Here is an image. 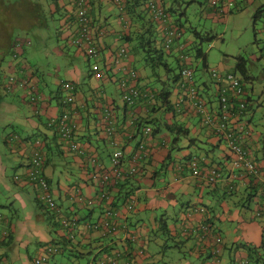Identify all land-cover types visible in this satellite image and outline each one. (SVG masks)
Listing matches in <instances>:
<instances>
[{
    "label": "crops",
    "instance_id": "crops-1",
    "mask_svg": "<svg viewBox=\"0 0 264 264\" xmlns=\"http://www.w3.org/2000/svg\"><path fill=\"white\" fill-rule=\"evenodd\" d=\"M124 3V16H120L110 0H91L89 4L92 30L102 32L100 40L103 49L99 59L108 72L107 78L100 80L90 77L88 71L82 69L79 64V60L83 58L82 54L75 47L70 48L65 41L69 30H64L60 36L55 31L53 34L55 46L46 50V54L49 50L64 62L56 65L58 77L56 79L51 77L52 84L57 88L56 91L47 92L45 84L39 77L38 64L31 65L25 57H21L28 62L22 64L29 65V70L20 71L17 77L23 79L25 75H30L31 86L35 88L39 98L32 107L26 102L29 96L28 92H24L26 89L20 90L19 86L12 84L13 96L18 101H5L0 89V152L1 147L2 150L5 149L4 152L12 151L9 155L17 160L13 175L23 176L29 164L26 149L33 142V153L41 151L44 160L46 159L44 169L46 172L49 166L55 167L51 164L50 156L56 155L61 160H67L66 165L70 164L63 170V174H67L69 171L67 168L71 165L77 166L79 180H86L81 166L82 157L70 153L55 130L47 126L52 117L60 114L59 101L64 95L60 84L68 82L73 87L74 118L78 126L77 140L88 153L95 155L101 166L109 167L110 155L119 148L124 153V166L128 167V160L141 141L145 142L146 156L140 164V174L120 183L111 191L115 203L120 202L128 191H135L134 211L129 213L124 221L127 229L133 231L132 235L135 239L128 240L122 229L111 235H103L102 231L88 232L81 228V232L78 229V235L72 241V245L67 246V250L58 256L63 257L65 254L76 256V253L78 255L91 253L94 249L96 254H106V256L112 251L120 252L123 258L118 264L131 260L134 261L132 264H241L248 261L247 248H254L259 253L258 264H264V218L256 219L253 214L259 208L257 206L259 196L248 195V190L254 184H250L247 178L240 176L238 171H232L230 161L233 157L228 153L223 140L215 135L213 128L203 124L192 104L186 100L178 111H174L175 114L172 110H165L157 102L154 104L155 107L149 106L145 100L137 102L132 108L124 106L116 83L122 74L113 71L111 58L120 47L125 46L129 52L131 68L135 70L136 52H134L133 40L142 33V23L152 19L147 7L148 18L143 15L139 7L140 1L124 0ZM158 4L164 10L170 7L165 0H158ZM56 5L62 11L70 12L72 8L74 9L73 0H53L49 5L51 12H55ZM225 9L227 12L228 8ZM213 12L218 11H214L213 8ZM171 17L167 13V17L158 20L157 23L151 21L156 23L158 29L156 32L163 39L165 29L177 23ZM74 29L73 23L71 31ZM34 37L37 39V36ZM179 40L174 44L177 51L175 56L179 57L181 53L186 55L187 63L190 64L196 49L194 46L192 56L187 48L193 46V40L184 43H179ZM157 45L161 46V40ZM172 50L171 48L166 53L172 56ZM17 63V59L13 60L10 56L6 58L1 69L2 81H5V75H11L12 69H16ZM223 67L222 70L217 69L222 73L230 72ZM136 72L139 76V86H148L147 75L142 76L139 71ZM59 74L63 75V78L59 79ZM177 82L171 88L170 104L173 107L179 94ZM193 84L210 113L217 112L216 88L212 90L213 96L206 93L204 99L199 93L194 77ZM201 84V89L209 90L208 84ZM108 87H111V91H107ZM251 92L252 90L248 92L245 87L248 98ZM106 108L112 112L115 130L113 138L116 146L110 144L109 138L103 131V113ZM250 117V112L247 111L240 118L241 125L250 129L245 145L254 154L258 165L262 166L264 139L261 138H264V135L256 132ZM155 119L158 120L160 129L157 133L154 132ZM130 121L134 124L130 125ZM145 126L152 129L150 135H142ZM178 127L184 132L180 133ZM11 132L15 133V138L8 144L5 139ZM181 136L185 137L184 142L180 141ZM98 144L102 145L100 149ZM203 146L208 149H203ZM173 151L176 152V156L172 155ZM10 156L7 158L3 152L0 153V189L4 187L3 192L7 195L5 201H0V230L6 228L10 230V237L0 244V264H28L31 260L28 254L30 248L33 247L35 254L33 256L36 257L44 246L59 242L62 233L60 228H50L42 215L43 211H37L36 198L33 195L35 190L30 189L31 187L24 181H14L13 175L7 172L11 163ZM193 159L198 161L201 169L198 177L192 176L189 168V162ZM214 167L220 169L223 178L215 185H208L204 177ZM43 172L49 179L51 196L56 198L60 208L58 210L60 212L54 213L57 220L72 215L79 218V210L85 207L69 203L68 194L71 193V187L59 183L58 176L57 183L54 184L50 173ZM231 173L235 176L228 179ZM230 183L236 185L231 192L228 191ZM82 186V191L87 197L94 195L95 189L91 185L84 182ZM178 192L179 198H177ZM10 197L14 201L8 204ZM16 200L19 202L17 207H15ZM201 209L204 212H200ZM102 211L103 207L98 203L87 209L88 215L97 219ZM156 211L158 215L154 213ZM145 212H149L150 215L145 219L140 218V214ZM162 221L166 222L167 232H162L160 229ZM208 225H212V228L204 231L203 228ZM110 236H112L111 243L104 244L105 241L110 240ZM139 250L143 253L138 254ZM171 250L178 255L177 259H174ZM22 251L24 254H21ZM60 259L61 263L55 256L51 264H63L62 258Z\"/></svg>",
    "mask_w": 264,
    "mask_h": 264
},
{
    "label": "built area",
    "instance_id": "built-area-1",
    "mask_svg": "<svg viewBox=\"0 0 264 264\" xmlns=\"http://www.w3.org/2000/svg\"><path fill=\"white\" fill-rule=\"evenodd\" d=\"M113 5L118 10L121 16L125 15V4L123 0H111ZM218 0H213L214 7L219 13L226 12L225 7L232 3L233 0H223V4H217ZM75 23L77 33L72 38L71 45H73L79 53L89 59H93L94 62L90 66V70L95 78L102 80L108 73L104 64L99 62V57L103 49L101 43V33L96 36L91 27V18L89 17V5L88 0H75ZM151 15L158 20L164 19L167 15L163 14V9L159 6L158 0H149L147 4ZM181 35L176 27H167L165 29V35L163 39V46L168 50L173 44L174 40L180 39ZM264 57V48L262 50ZM179 59L185 62L179 70V79L177 82V100L174 104L176 109H179L182 104L188 100L196 113L201 117L205 126L213 128L215 135L223 140L228 153L233 157L231 158L232 171H238L239 175L250 179H254L257 183V179L260 178L261 173L258 170V166L255 163L254 154L247 149L245 145L246 139L249 138L250 129L241 125L240 118L246 111L245 104V92L244 85L240 82L239 78L231 73H222L219 70L213 68L210 74L215 77L216 84L218 85L219 92V107L217 112L211 114L208 110L205 102L198 96L196 86L193 84V69L189 67L187 63V56L181 54ZM111 64L113 65V71L120 72L122 75L118 78V88L121 91V99L127 106H133L139 100L144 98L150 99V90L141 91L139 87V76L135 70L131 68V60L129 52L125 46L120 47L115 55L111 58ZM182 63V64H183ZM112 71V72H113ZM11 83L16 82V78L10 77ZM60 88L64 91V95L60 101V114L52 117L47 126L55 130L59 139L66 144L67 149L74 155H83L88 153L78 142L77 123L74 118V95H72L73 87L70 83L64 82L60 85ZM226 91H230L235 96H240L241 101L238 102L236 108H232L227 103ZM33 103L36 102L37 95H35V88H33ZM103 131L105 136L109 138L111 145L116 146L114 141V126L113 116L109 108L104 110L103 116ZM134 122L130 121V125ZM152 129L149 126H145L142 129V135H150ZM145 142L141 141L137 144L136 151L129 158V166L125 167L124 153L121 149L117 148L110 155L109 167H103L98 162V159L93 153H89V159H91L92 165L90 168L84 169L85 177L89 180L90 185L95 189L94 195L87 197L81 193L80 188L76 185L71 187V194L74 200L79 203H86L88 205L100 204L103 207L102 214L97 221L86 222L82 224L83 229H92L93 231L103 232V235H111L119 230H123L126 233L127 239L133 241L134 235L127 229L125 220L129 213H132L136 204V195L124 194L122 203L118 206L115 203V198L111 196V191L117 186L138 176L141 172L140 164L146 155ZM30 170L26 174V178L19 179L33 184V188L36 192V199L46 207L48 210H54L56 208L55 201L50 194V188L48 183L41 177L43 170L44 158L41 152L36 151L31 155ZM191 174L194 177L200 176L201 169L198 166V161L193 159L189 163ZM233 172V173H234ZM231 173L228 176L234 177L235 174ZM205 181L208 185H215V183L223 178V174L218 168L210 169L205 175ZM230 181V180H229ZM231 189H235L236 185L230 183ZM258 204L261 210H255L253 212L255 218H261L264 215V192H259ZM119 208H118V207ZM204 212L203 209L199 210ZM121 219L122 223L117 221ZM76 222V221H75ZM70 223L73 228L76 223ZM62 225H69L66 220H62ZM212 228L211 225L205 226L204 231H209ZM59 247L56 245L44 246L39 255L35 258L34 264H47L48 259L52 254H56ZM143 251L139 250L138 254H142ZM122 255L118 251H112L109 256L103 255L97 264H118L121 261ZM131 260L124 262V264H132ZM241 264H246L242 262Z\"/></svg>",
    "mask_w": 264,
    "mask_h": 264
},
{
    "label": "rangeland",
    "instance_id": "rangeland-1",
    "mask_svg": "<svg viewBox=\"0 0 264 264\" xmlns=\"http://www.w3.org/2000/svg\"><path fill=\"white\" fill-rule=\"evenodd\" d=\"M3 1L5 2L6 7L9 6L11 7L10 10L12 12L9 17L15 22V24H18L26 20V18L29 16V13L23 12L25 10L24 7L26 5L25 0H3ZM139 1L141 2L139 7L140 9H142L143 15L146 18H148V13L146 12V5H145L147 0H139ZM190 1L191 0H178L177 2L172 3V0H165V3L166 4L169 3V5L172 4L173 12L169 13L172 16L171 19L174 21H178V23H176L178 28H180L181 25L183 27V34L179 40V43L182 42L184 43V41L189 42V40H193L192 42L193 46L187 48L188 50H190L191 55L192 56L194 55L193 47L195 46V49H200L201 52L206 57V65H207L206 70L202 68L201 58H195L193 56L190 59L191 60L190 64H188L189 67L193 69V77L194 80L196 81L197 86L199 87L200 95H203L204 99H206V95H205L206 93L212 95V90L215 87L214 84H212L211 81L212 79L209 71L212 70L213 68L215 69L218 68L222 70V66H224L223 68H226V70L230 72H235L234 74H236V76L239 77L241 82L244 83L246 90L248 92L252 90V92L248 95L251 101L248 104L251 110L249 111L251 115L250 119L252 121L254 128L256 129V132L258 131L259 133L264 135V57L262 55V50L264 48V15H262L261 18L257 20L255 23H253L252 20L256 10L259 7L264 6V0H249L250 2H247V0H233L232 3L228 6V11L225 13L213 12L212 7L211 9H209L212 0H194L191 3ZM21 11L23 13H21ZM46 14L47 12L45 11L42 17L41 15L40 17H38V20H40L39 18H43L44 20L46 19V24L43 25V27L33 28L34 31L33 35H36L37 39H35V37L34 38L31 37L32 38L31 41L26 45L27 51L25 50L22 56L25 57V59L29 63H31V65L38 64L39 77L45 84L46 91L49 92L50 90L51 91L57 90L55 85L52 84L53 80H51V77L53 79H56L58 77L57 76L58 69H56V65L58 64L61 65L64 62L61 61V59L55 57L53 53L49 50L47 53L48 55L46 54L47 49H50L55 46L56 41L53 34L55 32V28L57 27L56 23L58 21L56 15H54L53 19H51ZM155 22L157 23V21ZM156 23L153 24L152 30L151 31L149 30V37L150 36L156 37L157 42L161 40V47H162L163 38L162 36L160 37V35L156 32L158 30ZM144 26L145 24L143 25V28H145ZM192 30L200 32L203 35L213 34L215 35V38L210 43L196 41L193 38ZM144 38L147 39V37ZM174 44L175 42L171 45V48L173 49L171 51L172 56L168 55L167 60L170 63L171 69H173V74H178L179 70L176 66V63L174 62V56L177 53L176 45L174 46ZM134 52H136L134 69L136 71H139L142 76L147 75L146 78L148 81L147 84L150 89L153 90L160 89L162 85L158 80L157 76L152 75L151 69L145 65V60L143 58L145 53H143V51H141L140 49H136ZM237 56H240L245 61L246 71L248 73V77L250 78L248 81L243 79L240 73L237 70H235V64H236L235 57ZM85 58L86 57L81 58L79 60V64L81 65L83 70H85L86 72L88 71L89 76L91 77L92 73L89 71V68L91 64L94 62V60L89 58L85 59ZM100 60L101 59H99V62ZM157 73L161 78V80H164L166 78L165 75L166 72L163 67L157 69ZM61 78H63V75L59 74V79ZM203 82L209 85L210 87L209 90L205 91L201 89L202 88L201 83ZM18 88L21 90V87ZM110 88L111 87H108L107 91L109 90L111 91ZM25 89L26 90L24 92L25 93L28 92V88ZM61 94L63 95V93ZM3 97L5 101H13V100L18 101L17 98H14L13 93L7 92L3 95ZM180 141L184 142L185 137L181 136ZM30 145L31 146H29L26 149L29 157H31L32 155L31 153H33V146H34L33 142H31ZM98 145L100 146L99 147L100 149L102 145L101 144ZM203 149L207 150L208 147L203 146ZM4 151L5 149L2 150L1 147L0 153L3 152L5 154V157L8 158L10 156L9 154H11L12 151L9 150H7V152ZM172 155L176 156V152L173 151ZM50 158L52 162L51 164L55 165V167L53 168L49 166L46 172V170H44L45 169V165H44L43 171H45V173H50V175L53 177L54 184L57 183V176H58L59 183H63L65 186H70V187L76 185L78 188H80L81 193L84 196H86L82 191L83 188L82 183L86 182L89 185L90 183L89 180H87V178L85 181L83 179L79 180L78 167L77 166L73 167L71 165L69 168H67V170H69L67 174H63V170L66 169V166L70 165V164L66 165L68 161L61 160V158H58L56 155H53V157L50 156ZM10 159H11V163L8 165L7 172H9V174H11L12 176L17 166V160L14 159L13 157H11ZM88 164L90 168V165H92L91 159L88 160ZM62 174L63 176H61ZM166 179H168V177ZM3 188L4 187L0 189V194L2 193L0 196L1 202L5 201V198L7 196L5 195V192H3ZM30 189H32V187ZM132 193H135V191L127 192V194H132ZM6 194H8V192ZM33 195L35 197L34 193ZM179 195L180 193L178 192L177 198H179ZM53 199L57 204L56 202L57 200L56 198H54V196ZM122 200H120V202L116 204L120 205L122 203ZM11 201H14V199L10 197L8 200V204ZM69 203L73 204V201L69 200ZM17 204H19V202L16 200L15 207H17ZM79 204L85 207L79 210V215H80L79 218L84 219L82 220V222L83 221L93 222L94 220L97 221V218L90 217L87 213V209L90 208L91 205H88L86 203H79ZM154 213L157 215L159 214L158 211ZM149 215H150L149 212L141 213L140 218L145 219ZM117 222L122 223V220L119 219ZM167 223L169 224V222ZM129 231L131 232V234L133 233L131 229ZM111 238L112 236H110V240L108 239V241H105L104 244L111 243ZM91 251H92L91 253L87 252L86 254H81V255H78L76 253V256L65 254L63 257H61L56 255V258L60 263H61L60 258H62L63 264H97L98 260L104 254L98 255L96 254V251L94 249H92ZM172 253L174 259H177L178 255L174 251H172ZM21 254H24V251H22ZM28 254H29V258L31 259L28 261V264H34L33 262L32 263L30 262L35 258V256H33L35 255L33 252V247L29 249ZM47 264H51V263H47Z\"/></svg>",
    "mask_w": 264,
    "mask_h": 264
},
{
    "label": "trees",
    "instance_id": "trees-1",
    "mask_svg": "<svg viewBox=\"0 0 264 264\" xmlns=\"http://www.w3.org/2000/svg\"><path fill=\"white\" fill-rule=\"evenodd\" d=\"M90 1L91 0H88V5L90 4ZM148 1L149 0H147V2H146V7L148 4ZM172 1L177 2L178 0H172ZM193 1L194 0H191L190 3ZM212 1L210 4L211 7L214 8V10L218 11L214 7V4L212 3ZM25 2H26V5L24 7L25 10L23 12L29 13V16L26 18V20H24L18 24H15V22L12 19H10V17H9L11 12H12L10 10L11 7L10 6L6 7L5 2L3 0H0V89L2 90V93L4 95L7 92L8 93L13 92V89L11 88L12 84L17 85V86L24 88V89L28 88V95L29 96L27 95L28 98H26L27 99L26 102L30 103V105L33 107V95L34 94L32 92L33 87L31 86L32 84L30 81V75H28V74L25 75L23 79H19L17 77V75L19 74L20 71L23 72L24 70H26V71L29 70V65L23 66V64H22V63H25L26 60L21 59V57H23L22 55L25 52L24 51L25 47L31 41V39H32L31 37L34 38V36H36V35H33V32H34L33 28L34 27H36V28L43 27V25L46 24V19L44 20L43 18H39L41 21L38 20V17H40V15L42 17L43 14L45 13V11L47 12L46 15H48L49 18L53 19L54 15H56V17L58 18V21L56 23L57 27L55 28V31L58 33V36H60L64 32V30L70 31L67 38H66L67 40H65V41L70 48L74 47L73 45H71V41H72V38L77 33V29L75 27V29L71 31V27H72L73 23L76 26L75 17H74L76 3H75V0H73L74 9L72 8V10L70 12L62 11V9L58 8L57 5H56L55 12L54 11L51 12L49 9V5L51 4V2H53V0H33V1L32 0H25ZM110 2L112 3L111 0H110ZM217 4L218 5L223 4L222 0H218ZM23 12L21 11V13H23ZM170 12H173L172 5H170V7H168V9H165V10L163 9V14H165V15H167V13H170ZM32 15H33L34 19L32 18ZM262 15H264V6L259 7L256 10V12L253 16V19H252L253 23H255L257 20H259ZM151 17H152L151 20L149 19L148 22L143 23V25L145 24V26H144L145 28L142 29V33L139 36H137V38H135L134 40L132 39V40H133V42H135L134 50L140 49L141 51H143V53H145V55L143 56V58L145 60V65L151 69L152 75L157 76V78L160 81L162 86L160 87V89H155V90L150 89L149 86H139L141 91L150 90V92H152L150 99L146 100L144 98L143 100H139V101L142 102L145 100L149 106H154V107H155L154 104H156V102H157L160 104V106L164 107L165 110H169V111L172 110L173 114H175L174 111H178V109H176L175 106L173 107V105L171 106L170 96H171V88L174 87V84L179 79V73L173 74V69H171L170 63L167 60L168 53H166V52L170 51L171 47L168 50H166L163 46L161 47V46L157 45V38L156 37H153V36L149 37V30L150 31L152 30L153 24H154L151 21H154V22L157 21L158 22V19H155L153 16H151ZM176 22L178 23V21H176ZM91 27H92V25H91ZM173 27H176L178 32L182 36V34H183L182 25L180 28H178L177 24L175 23ZM93 32L96 36H98V35H100V33H102V32L96 31V30L95 31L93 30ZM192 35H193L194 40L200 41V42H206V43L212 42V40L215 38V35H213V34L212 35H210V34H204L203 35L200 32H197L195 30H192ZM144 37H147V39H145ZM176 40H178V39H176ZM176 40H174V42ZM138 47H140V48H138ZM8 56H10L11 59H13V60L17 59L18 60L17 64L19 65V66L17 65L16 69L15 68L12 69L13 71H12V73H10L12 75V77L14 76V78H16V82H13V83H11V79H10L11 75H5V78H6L5 81L4 80L2 81V78H1V69H2L3 64L6 61V58H8ZM82 56L85 57L84 55H82ZM194 57L195 58H201L202 68L204 70H206L207 69L206 57L201 52L200 49L195 50V56ZM85 59H88V58L86 57ZM235 59H236L235 70H237L240 73V75L243 79L249 80L250 78L248 77V73L246 71L245 61L240 56L235 57ZM174 62L176 63L178 70H180V68L184 64H186L185 62L183 63V61L180 60L179 57L174 58ZM26 63L28 64L27 61H26ZM160 67H163L165 69V72H166V74H165L166 78L164 80H161V78L159 77V75L157 73V69H159ZM89 71L91 72L90 68H89ZM210 71H209V73H210ZM231 73L234 74L235 72H231ZM210 76L212 79L211 80L212 84H214V87L216 88L215 89V95H216V100H217L218 107H219V95H220L219 94L220 91H218V88H219L218 85L219 84H216L214 76H212L211 74H210ZM92 77L95 78L93 74H92ZM105 77L107 78L108 74ZM7 80H8V82H7ZM240 82H241V80H240ZM116 83H117V87H118V81ZM203 84H205V82H203ZM244 87H245V85H244ZM61 90H62V88H61ZM119 92H120V96H121L122 93L120 90H119ZM244 92H245V89H244ZM225 94L227 95V99H228L227 103L229 105H231L232 108H236L238 106V102L241 101L240 96H235V95L231 94L230 91H226ZM35 95H37V93H35ZM37 98H39L38 95H37ZM244 98H245V104H246V111L245 112L251 111L250 107L248 106V104L251 102L250 99L247 97V95ZM60 101H61V99H60ZM139 101H137V102H139ZM124 106L127 108H132L134 105L133 106H127L124 104ZM155 126H156V128H155L154 132L157 133L160 131L159 123H158L157 119H155ZM168 128L172 129L169 126H168ZM178 129H179L180 133L184 132V130L181 127H178ZM6 138L7 139H5V142L10 144V142H12V140L15 138V133L11 132V133L7 134ZM263 139L264 138H261V140H263ZM39 152H41V151H39ZM263 153H264V151H263ZM78 157H82V159H83L81 161V166H82L83 171H84V169L85 170L88 169L89 168L88 160L90 158L89 153H86L83 155H78ZM27 158L29 160V164L26 168L25 174L23 176L18 175V174H14V176H13L14 181L19 182V179H23V178L27 177L26 174L30 170V163H31V158L30 157H27ZM45 163H46V159L44 160L43 166L46 165ZM255 163L258 166V170H260L261 176H260V178L257 179V183H255L256 181L254 179H252V180L250 179L248 181L250 184L251 183L254 184L253 187L250 190H248V195L258 197L260 191L264 192V154L262 157V163H263L262 166H259L256 160H255ZM41 177H43V179L48 183V186L50 188L49 179L46 178L45 174L43 173V170L41 172ZM26 184H28L29 186L32 187V189H34L32 183L27 182ZM228 191L231 192V191H233V189H231V187L229 186ZM50 194H51V192H50ZM36 196L37 195L35 192V198H36ZM68 197H69L70 201H73V204L80 205L79 202H77L76 200L73 199L71 193L68 194ZM246 199H249V198L246 197ZM257 206L259 207L257 209L261 210L260 205L257 204ZM36 209L39 212L43 211L42 215L45 217V221L49 225L50 228H55V227L60 228V231L62 233V236H60V239H58L59 242H56V243L52 242L49 244V245H56L59 247L58 252L56 254H52L51 257L48 259L47 263H51V261L53 260V258L56 255H61L64 250H67V246L72 245V241L78 235V233H77L78 229L80 230L82 228L81 227L82 224H84L86 222L83 221L84 222L83 223L81 218H78L77 216H74V215H72V217H64V218H60L59 220H57V218L54 215V213L60 212V211H58L60 208L57 204H56V208L54 210H48V209H46V207L44 205H42L36 199ZM50 212H52L53 214ZM263 218H264V215H261V218H257V219L261 220ZM62 220H66L69 225L63 226ZM74 222L76 224H75V227L73 228V226H71L70 223H74ZM160 225H161L160 226L161 231L167 232L166 222L162 221L160 223ZM87 231L89 232V231H93V230L87 229ZM80 232H81V230H80ZM9 237H10V230L8 228H6L4 230H0V244H2L4 241H6V239H8ZM247 254H248V261H245L246 264H248V263L258 264L259 263L260 258H258L259 257L258 251H256L254 248H247ZM35 258L32 261L33 263H34Z\"/></svg>",
    "mask_w": 264,
    "mask_h": 264
},
{
    "label": "clouds",
    "instance_id": "clouds-1",
    "mask_svg": "<svg viewBox=\"0 0 264 264\" xmlns=\"http://www.w3.org/2000/svg\"><path fill=\"white\" fill-rule=\"evenodd\" d=\"M124 1V0H123ZM113 4V3H112ZM125 4V3H124ZM114 6V5H113ZM115 7V6H114ZM257 219V218H256Z\"/></svg>",
    "mask_w": 264,
    "mask_h": 264
}]
</instances>
